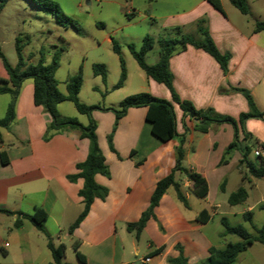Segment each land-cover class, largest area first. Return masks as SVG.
<instances>
[{
  "label": "crops",
  "instance_id": "0c3cea01",
  "mask_svg": "<svg viewBox=\"0 0 264 264\" xmlns=\"http://www.w3.org/2000/svg\"><path fill=\"white\" fill-rule=\"evenodd\" d=\"M245 1L248 4V0ZM219 2L222 12L206 0H153L149 5L154 32L151 38L157 42L159 38L191 34L198 40L197 24L202 21L217 50L229 55L227 72L224 74L207 53L186 45L173 53L168 62L172 88L177 96L196 110L212 109L216 114L237 118L247 112L248 107L245 98L232 89H245L257 108L264 111V31H254L255 23L262 20L249 18V8L246 15L241 14L230 0ZM124 15L131 17L130 20L136 17L134 10ZM105 40L111 43L109 37ZM27 63L31 64L29 59ZM1 77L6 79L4 74ZM138 77L134 91L123 97L148 93L171 103L177 134L180 136L186 130L182 144L183 165L205 179L206 196L192 199L191 183L177 177L188 206H183L174 189L169 187L153 209L154 218L147 221L135 238L126 230V225L138 221L149 206L156 183L173 169L179 140L161 142L154 137L150 124L145 121V108L128 109L114 130L115 116L111 111L93 110L91 117L96 122L97 145L109 171L108 178L97 174L94 181L107 189V195L104 200L94 199L85 218L68 233L83 209L78 195L83 180L78 178L72 182L68 176L78 173L76 166L85 160L89 142L80 138L77 129L50 131V117L43 108L34 105L32 81L26 79L16 98L13 122L8 129L1 130L0 153L4 163L0 157V209L11 214L0 213V264H49L52 261L45 236L29 221L23 219L20 226H14L16 213L31 214L35 208H41L47 215L44 230L52 243L63 244L65 252L69 248L74 251L73 246L77 244V251L85 259L83 264H130L125 261L126 252L136 256L140 244L146 251L139 260L141 264H167V259L179 255L186 258L188 264H201L208 257L210 247L221 249L226 245L227 242L218 241L226 236L224 230L210 229L213 216L224 214L219 212L221 204L211 196L210 188L213 182L219 190L225 189L230 154L240 152L235 148L227 153L233 141V128L220 124L211 126L207 132L197 131L195 120L182 117L179 106L172 102L164 85L141 74ZM128 84L126 76L119 89H125ZM1 96L9 98H5L0 114L6 112L11 99L9 94ZM4 115H0V119ZM252 119L244 124L251 139L255 134L251 128L257 127ZM241 139L243 134L239 130V146ZM256 142L259 150L255 151L258 155L254 164L258 166V156L264 161V149L260 147L264 141ZM236 156L235 153L233 159ZM237 160H241V152ZM237 169L243 174V181L252 183L256 179L253 181L255 189L259 187L257 179L264 178L250 176L239 163ZM253 210V206H247L241 211L242 216L252 213L251 224ZM202 211L207 212V217L199 220ZM127 234L132 240H127ZM157 249L161 251L152 255ZM144 258L149 261L144 262ZM71 264L80 263L76 258Z\"/></svg>",
  "mask_w": 264,
  "mask_h": 264
},
{
  "label": "trees",
  "instance_id": "16d2710c",
  "mask_svg": "<svg viewBox=\"0 0 264 264\" xmlns=\"http://www.w3.org/2000/svg\"><path fill=\"white\" fill-rule=\"evenodd\" d=\"M8 0H0V9L7 3ZM37 10L51 15L55 18L57 25L67 28L73 25V20L61 12L58 5L53 0H29ZM215 10L222 12L219 0H206ZM230 3L241 14L246 15L248 13V6L245 0H230ZM202 21L197 24V31L200 38L195 40L188 35H179L175 38H159L157 40L159 44V58L153 65L145 63L144 58L149 50H151L154 40L150 36H145L142 45L139 50H136L132 44L128 45V50L132 58L137 63L139 69L149 79L155 81L158 84L164 85L170 92L172 102L179 106L182 112V117H190L195 120V129L200 132H207L213 125L228 124L233 128L234 136L233 141L227 148V153L232 149H239L241 152V160L239 165L246 169L247 173L255 178L264 177V161L259 158V165H255L253 162L247 159L250 153V148L246 145V142L250 141V136L245 132L244 124L247 119H262L264 111H260L250 93L245 89H232V91L240 93L246 100L248 110L245 113H241L237 118L230 116H224L216 114L212 109L196 110L191 103L181 100L172 88V76L168 69L169 58L173 53L179 50H183L186 45H190L195 49H200L203 52L211 56L219 65L222 72H227V62L229 59L228 54H221L212 39L210 38L207 30L202 26ZM102 28L103 24H97ZM255 32L264 31V22H256L254 26ZM112 50L116 55H119L118 44L111 39ZM15 49L17 53V64L15 67H11L3 53L0 50V61L3 68V73L6 79L0 77V94H9L11 100L8 104L6 113L3 118L0 119V128L8 129L14 119V109L16 98L19 94L21 84L26 79H31L33 86V103L35 106H39L45 110L50 117L49 130L52 132H61L68 129H77L80 132V138L87 139L89 142L88 153L85 160L77 164L76 169L78 173L68 176L69 181H75L80 178L83 180V186L78 192L79 197L82 198L83 209L77 216L75 221L68 228V233H71L85 218L89 211V207L94 199L104 200L107 195V189L98 185L94 181L95 175H102L109 177V171L105 165L104 157L98 148L95 129L96 122L92 119L91 113L93 110L111 111L115 116V123L113 130L117 124V121L123 117L126 111L130 108H145V121L151 126V133L161 142H167L169 140L178 139L179 144L175 147V164L171 172L159 180L151 194L148 208L141 214L137 222L128 223L126 230L132 232L135 238L143 230L145 224L150 218H154L153 209L158 205L159 200L169 187H172L176 193L177 200L187 207V200L183 191L181 190L180 183L177 177H184L190 183V192L197 198H203L207 194V184L205 179L186 168L183 165V151L182 144L185 136V132L182 135H178L176 131V119L173 112L171 103L155 98L148 93H138L130 95L124 98L118 105L117 109L104 108L99 105L88 106L80 103L78 100V93L82 84L81 73L79 72L75 76H72L66 81V94H62L57 88V81L55 79V72L58 68V56H53L49 64H45L44 60L40 58L35 64H28L23 56V45L16 39ZM121 72L119 79L113 89H119L122 87L126 74L123 66V61L119 58ZM92 73L94 76H99L101 81L105 83L106 70L102 64H94L92 66ZM64 101L70 102L77 113L85 115L88 118L87 125H81L75 118H62L57 112V105ZM241 130L243 134L242 143L238 144V132ZM1 140V133H0ZM108 144L111 147V135L108 136ZM257 145V142H256ZM260 147L264 149V143L260 144ZM1 161L4 163L3 154L0 153ZM224 162V160L222 161ZM247 199V191L243 187H239L235 192L231 193L228 197V203L230 205H238L243 203ZM264 208V207H263ZM0 213L11 214L7 210L0 209ZM17 219L14 223L15 227L20 226L21 220L25 219L29 221L33 227L40 233H42L47 240V248L50 251L52 261L49 264H64L63 258L65 254V246L59 244L55 246L51 239L47 236L44 230V223L47 219V215L41 208H35L33 213H16ZM251 212L243 214L245 221L251 224ZM207 217V212L202 211L199 214V220ZM220 222L224 227L223 235H234L239 238L237 242H228L226 245L217 249L210 247L208 249V257L202 261L201 264H233L237 256L245 251L247 247L254 243L264 242V224L256 229L257 236H251L246 228L240 224L230 225L225 218H221ZM77 244H74L73 249L77 260L80 264L85 262L84 257L77 251ZM161 250L157 249L151 254H157ZM167 264H188L186 258L179 255L176 258L167 259Z\"/></svg>",
  "mask_w": 264,
  "mask_h": 264
},
{
  "label": "rangeland",
  "instance_id": "374dc122",
  "mask_svg": "<svg viewBox=\"0 0 264 264\" xmlns=\"http://www.w3.org/2000/svg\"><path fill=\"white\" fill-rule=\"evenodd\" d=\"M53 1L58 5L63 15L73 20L72 26L64 28L57 25L53 16L37 10L29 0H8L0 9V50L7 63L11 67H15L17 64L16 39L23 45L22 56L24 60L28 62L29 59L31 64L37 63L40 58L49 64L53 56L57 54L58 68L55 72V79L58 83L57 88L61 93L66 92L67 79L80 72L82 78L78 93L80 103L88 106L99 105L118 108L119 103L126 98L123 95L132 93L133 89L136 88L139 82L138 76L141 74L143 78H146V75L132 58L128 45L132 44L136 50H139L145 36L154 37L153 18L151 19L149 16L151 14L149 5L153 0ZM224 4L227 6L226 2ZM247 5L250 11L249 18L264 21V0H248ZM133 10L136 17L130 20L128 18L131 17L125 16L124 13ZM97 24H103V27L100 28ZM189 36L193 37L191 34ZM107 37L118 44L119 55L113 52L112 44L106 42ZM159 50L158 42H154L151 50L145 55V63L154 64L159 58ZM119 58L123 61L125 74L129 81L125 89H113L121 72ZM94 64L105 66V83L101 81L99 76L93 75L92 66ZM2 74L4 73L0 61V77ZM0 98H2L0 99V107H3L5 98H9V96H1ZM4 111L1 112V117L6 113ZM57 112L60 117L76 118L80 124L87 125L88 118L77 113L69 102L61 103ZM252 120L257 127L251 128L252 133L255 134L251 133L253 139L246 142L250 148L247 159L256 163L255 151L259 150L256 141H264V118ZM2 129L0 128V133ZM245 131H247L246 128ZM239 142L242 143V139ZM235 153L237 156L233 159ZM262 153L264 154V151ZM238 154L240 155L238 151H233L230 154L227 174L229 178L225 189L221 191L213 182L211 183V196H215V200L221 204L219 212L224 214L213 216L210 229L224 230L220 222L223 217L230 225L240 224L246 228L251 236H257L256 229L264 224V178L257 179L259 187L256 189L253 185V181L256 179L252 183L243 181L241 178L243 174L237 169ZM239 187H243L247 191L248 199L242 204L230 205L228 197ZM192 199L199 200L195 196ZM247 206L254 207L252 224L244 221L241 214V211ZM260 207L262 208L260 209ZM126 236L128 241L132 240L130 235L127 234ZM218 241L221 244L225 242L234 243L239 241V238L234 235H226ZM139 246L136 256L126 252V262L141 264L139 260L146 254V251L142 244ZM65 254L64 264H71L76 259L75 252L71 248L66 250ZM233 264H264V242L254 243L247 247L237 256Z\"/></svg>",
  "mask_w": 264,
  "mask_h": 264
},
{
  "label": "built area",
  "instance_id": "2783aa9c",
  "mask_svg": "<svg viewBox=\"0 0 264 264\" xmlns=\"http://www.w3.org/2000/svg\"><path fill=\"white\" fill-rule=\"evenodd\" d=\"M255 155H258V152H255ZM143 261H144V262H148L149 259H148V258H144Z\"/></svg>",
  "mask_w": 264,
  "mask_h": 264
}]
</instances>
